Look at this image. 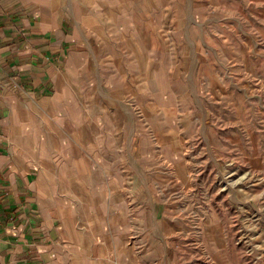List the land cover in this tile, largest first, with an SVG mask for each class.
<instances>
[{
  "label": "rangeland",
  "instance_id": "rangeland-1",
  "mask_svg": "<svg viewBox=\"0 0 264 264\" xmlns=\"http://www.w3.org/2000/svg\"><path fill=\"white\" fill-rule=\"evenodd\" d=\"M107 1L80 17L100 104L85 72L24 125L68 232L108 264H264V0Z\"/></svg>",
  "mask_w": 264,
  "mask_h": 264
},
{
  "label": "crops",
  "instance_id": "crops-1",
  "mask_svg": "<svg viewBox=\"0 0 264 264\" xmlns=\"http://www.w3.org/2000/svg\"><path fill=\"white\" fill-rule=\"evenodd\" d=\"M108 5L107 0H0V264L109 263L106 244L77 245L68 232L59 197L65 193L52 196L48 163L36 158L24 132V125L43 119L39 113L54 116L79 106V75L85 72L91 75L87 105L100 104L95 95L104 87L94 80L98 68L86 65L95 56L84 45L80 17ZM21 138L23 144L15 140Z\"/></svg>",
  "mask_w": 264,
  "mask_h": 264
}]
</instances>
